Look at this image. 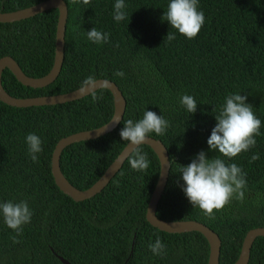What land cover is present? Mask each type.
Segmentation results:
<instances>
[{"label":"trees","instance_id":"16d2710c","mask_svg":"<svg viewBox=\"0 0 264 264\" xmlns=\"http://www.w3.org/2000/svg\"><path fill=\"white\" fill-rule=\"evenodd\" d=\"M42 1L0 0V12ZM65 2V59L59 76L34 88L6 68L3 88L14 97L28 98L64 94L97 79L118 85L127 101L118 127L62 152L61 170L80 190L92 186L128 144L119 134L124 122L135 123L146 110L162 115L169 121L165 134H149L163 142L171 162L157 216L206 224L220 236V264H235L247 232L264 227V0H198L205 22L193 39L163 19L170 0H124L127 15L119 22L113 18L116 0ZM58 17V9H49L0 22V58L12 56L29 77L48 74L54 64ZM93 27L108 33V42L90 41L87 32ZM169 32L175 39L168 40ZM118 71L124 75H115ZM229 94L247 96L261 127L255 146L230 159L221 157L245 174V198L214 210L212 219L185 196L180 169L201 150L209 159L219 155L207 140ZM183 95L196 100L195 113L181 105ZM113 114L114 98L107 88L55 105L15 107L0 100V203L26 201L32 212L18 236L0 214V264H65L59 256L72 264H208L210 244L202 233H169L147 220L160 174V160L150 146H139L147 153L148 169L131 168L133 152L109 184L89 199L76 201L56 184L51 161L59 140L98 128ZM29 133L42 141L38 162L28 151ZM256 153L259 159L250 162ZM157 238L164 244L161 255L149 248ZM248 264H264V237L253 243Z\"/></svg>","mask_w":264,"mask_h":264},{"label":"clouds","instance_id":"9594fccd","mask_svg":"<svg viewBox=\"0 0 264 264\" xmlns=\"http://www.w3.org/2000/svg\"><path fill=\"white\" fill-rule=\"evenodd\" d=\"M77 2L88 5L91 0H77ZM125 8L124 0H116L113 13L115 21H123L126 18ZM163 19L170 24L171 28L178 30L188 39L195 38L205 22L203 11H198V0H170ZM167 37L168 40L175 39V35L170 32ZM87 38L97 44L106 43L109 40V34L93 27L87 32ZM115 75L123 76L124 74L118 71ZM93 99L98 97L94 95ZM246 101V95L229 94L218 114L215 115L217 123L208 137L207 144L210 150H218L219 155L209 159L206 152L201 150L191 163L183 165L180 169L181 179L184 182L181 188L185 196L193 208L198 207L204 215L212 219L215 218L214 210H222L232 199L243 201L245 198L247 183L245 174L235 163L226 164L221 157L229 159L236 157L256 144L254 136L260 134L261 120L255 116L253 106ZM180 103L190 114L197 110L198 104L191 95H183ZM168 127L169 121L150 110H146L143 118L135 123L131 119L124 122V127L119 134L134 152V156L129 159L132 169L137 171L148 169L147 153H142L139 146L147 142L150 133L162 136ZM26 143L31 159L38 162L37 154L43 150L40 137L29 133ZM257 159H259V153L252 155L250 162ZM0 214L6 226L14 230L17 236L22 233V226L29 223L32 216L26 201L0 203ZM12 239L13 242H18L16 236ZM149 248L154 255H161L164 244L157 238L155 243L149 245Z\"/></svg>","mask_w":264,"mask_h":264},{"label":"water","instance_id":"95a60500","mask_svg":"<svg viewBox=\"0 0 264 264\" xmlns=\"http://www.w3.org/2000/svg\"><path fill=\"white\" fill-rule=\"evenodd\" d=\"M49 9H58L59 11L55 41V58L52 69L48 74L42 77L33 78L27 76L23 72L17 61L12 56L7 55L1 57L0 100L10 106L30 107L55 105L70 102L76 99L83 98L100 88H107L112 92L114 98V114L111 120L98 128L80 131L62 138L56 144L53 151L51 169L56 184L65 194L69 195L74 200L82 201L100 193L109 184V182L117 174V172L123 167L125 161L133 153V150L127 144L117 156V158L106 169L104 174L92 186L85 190L77 189L64 176L60 166L62 152L65 148L74 143L97 139L116 129L124 117L127 101L118 85L114 81L108 79H97L76 90L52 96L19 98L12 96L5 91L2 86L1 78L2 72L6 68H9L22 84L34 88L45 87L53 83L59 76L65 59V34L68 18V6L65 0H45L33 6H29L19 10L11 12H0V22H15L33 17ZM142 145L150 146L160 160L159 178L147 206L146 217L148 222H150V224H152L154 227L169 233H183L191 231H198L202 233L207 238L210 244L208 264H220V252L222 243L220 236L213 229H211L206 224L196 220L167 221L160 219L157 216L158 204L165 191L171 168L170 157L166 146L159 139L149 136L147 138V142ZM259 236L264 237V227L253 228L247 232L242 244L240 257L235 264L249 263L251 248L253 246V243ZM59 259L65 264H72L69 260L65 259L62 256H59Z\"/></svg>","mask_w":264,"mask_h":264}]
</instances>
